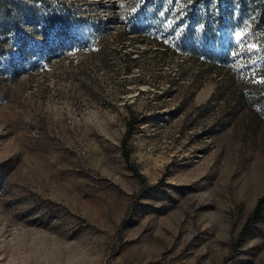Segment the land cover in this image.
Returning a JSON list of instances; mask_svg holds the SVG:
<instances>
[{"label": "rangeland", "instance_id": "rangeland-1", "mask_svg": "<svg viewBox=\"0 0 264 264\" xmlns=\"http://www.w3.org/2000/svg\"><path fill=\"white\" fill-rule=\"evenodd\" d=\"M248 63L264 79V0H4L0 264H264Z\"/></svg>", "mask_w": 264, "mask_h": 264}, {"label": "trees", "instance_id": "trees-1", "mask_svg": "<svg viewBox=\"0 0 264 264\" xmlns=\"http://www.w3.org/2000/svg\"><path fill=\"white\" fill-rule=\"evenodd\" d=\"M2 3H4V0H0V4ZM173 51L178 52L177 49H174ZM235 51L236 48H232L229 46L225 47L224 49H221L220 51H214L212 49H204L201 53V55L203 56V58H201L202 60L201 62H203L206 66L223 70L226 68L227 63H229L230 60L236 59V56L232 55ZM183 52L186 53L188 57L193 60H198L200 57L199 51H197V49L195 48L188 49L186 52L185 50H183ZM179 53H181L180 50ZM231 67L236 68V65H233ZM234 70L232 71L230 70V72H233L231 74L239 72L238 77H240L241 75V78L239 79L240 82L241 79L242 80L247 79L245 85L239 86L241 87L240 89H242V91L237 92V95L235 96L236 104H241L245 108L257 109V102L260 101L263 104L262 106H264V85L259 83L257 84L255 82L257 81V79H254V77L250 78L251 76L250 74L257 73V67H255L251 63H248V65L244 69L238 68L235 71ZM216 91H219V89H217ZM257 93L262 94V97L257 99L258 96ZM133 123L134 122L132 121L125 122V126L127 127L128 130L130 125ZM121 156L125 164L128 165V153L124 148V144L121 145ZM129 170L134 172L132 169ZM135 175L138 176L136 173ZM262 222H264V193L262 196H260L257 199L252 211L245 219L243 227L239 232V235L240 236L245 235L255 224Z\"/></svg>", "mask_w": 264, "mask_h": 264}, {"label": "snow or ice", "instance_id": "snow-or-ice-1", "mask_svg": "<svg viewBox=\"0 0 264 264\" xmlns=\"http://www.w3.org/2000/svg\"><path fill=\"white\" fill-rule=\"evenodd\" d=\"M236 39H237L238 42L242 39L240 33H236ZM248 50H249V51H252V50H254V49H253V47H249ZM255 82L264 85V79H261V80H259V81H255Z\"/></svg>", "mask_w": 264, "mask_h": 264}]
</instances>
